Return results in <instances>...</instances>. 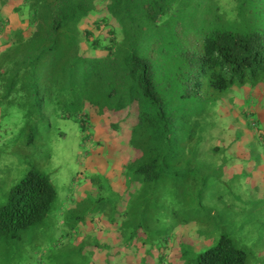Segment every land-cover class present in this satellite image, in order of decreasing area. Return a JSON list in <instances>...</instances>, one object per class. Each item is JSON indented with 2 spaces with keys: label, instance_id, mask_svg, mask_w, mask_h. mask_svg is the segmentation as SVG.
Masks as SVG:
<instances>
[{
  "label": "trees",
  "instance_id": "trees-1",
  "mask_svg": "<svg viewBox=\"0 0 264 264\" xmlns=\"http://www.w3.org/2000/svg\"><path fill=\"white\" fill-rule=\"evenodd\" d=\"M5 9L16 16L13 25L1 15ZM0 40V104L22 111L20 132L28 130V140L34 142L41 128L56 120L74 121L103 148L94 149L87 171L96 158H108L106 140L117 141L118 184L124 185H113L116 191L89 181L108 204L98 232L114 231L117 239L108 240L109 249L95 238L102 247L92 252L90 264H189V257L182 254L178 261L173 249L164 248L156 263L152 248L145 249L142 262H128L122 252L127 218L148 229L146 205L158 196L139 189L153 190L166 178L188 176L195 163L211 162L200 157L212 109L232 104L235 90L264 88V0H0ZM150 50L157 51V59ZM101 126L108 128L107 138L98 135ZM127 137L134 157L122 161L125 143L119 140ZM107 162L108 170L114 161ZM127 196L129 215L122 202ZM139 198L146 201L137 211L133 202ZM56 201L50 177L30 170L0 207V239L36 234L47 220L50 228L64 227L69 214L58 217ZM94 232L72 226L71 244ZM211 240L191 264H247V253L228 235L216 239L209 232L206 242ZM59 243L51 244L55 249ZM60 259L65 262L59 264H77L75 259L84 264L73 251Z\"/></svg>",
  "mask_w": 264,
  "mask_h": 264
},
{
  "label": "rangeland",
  "instance_id": "rangeland-1",
  "mask_svg": "<svg viewBox=\"0 0 264 264\" xmlns=\"http://www.w3.org/2000/svg\"><path fill=\"white\" fill-rule=\"evenodd\" d=\"M1 15L9 17L12 25L15 23L16 16L10 9L3 10ZM163 45L159 44L158 52ZM149 52L153 59H157V51ZM250 93L251 100L244 101ZM233 96V105L223 102L225 104L221 106L219 103L212 109L214 119H207L206 124L212 125L206 129L202 149L205 154L201 152L200 158L207 157L211 162L201 161L202 166L195 163L188 176H181L178 180L166 178L153 190L139 189V194L152 191L158 197L150 199L146 205L148 212L145 216L148 214L150 221L148 229L136 226L132 218H127L122 252L127 254L128 262H142L145 249L152 248L151 263H156L159 249L164 248L173 249L179 255L178 261L182 254L189 257L191 264L194 255L204 252L213 243L212 240L206 242L210 232L216 239L228 235L247 253V264H264V88L235 90ZM209 111L210 108L200 116L201 125ZM22 116L18 106L1 102L0 207L6 204L10 192L26 174L36 170L50 177L57 190L55 213L58 217L61 212L63 217L68 213V223L62 228L57 225L50 228L47 220L36 234L27 231L19 238L0 239V264H49V260L51 264H59L65 262L60 258L69 251H73L75 257L83 256L84 264H90L92 252H101L102 246L96 240L112 249L108 240L117 239L114 231L98 232L105 224L101 221V210L108 204L101 200L105 197L100 192L97 194V186L89 182L96 180L104 187L112 185L116 191L119 189L113 185H124L125 182L118 184L121 169L116 163L120 157L116 153L119 151L117 141L110 137L106 140L109 145L105 148L107 159L113 160L114 165L107 170V159L96 158L87 171L94 149L103 150L95 145L97 138L86 137L74 121L59 119L50 126H43L36 140L31 142L28 130L20 132ZM107 130L101 126L97 133L107 138ZM119 142L125 143L121 160H131L134 155L128 148L130 139L127 137ZM218 145L221 150L216 152L213 149ZM224 147L228 148L227 151ZM174 182H177L176 186ZM128 199L127 196L122 200L127 215L130 211ZM145 201L139 198L133 202V207L139 211ZM73 202L77 205L71 206ZM72 226L77 232H95L79 244H71L69 231ZM54 239L61 240L55 249L51 244ZM67 259L72 262L73 258ZM74 261L81 263L79 259Z\"/></svg>",
  "mask_w": 264,
  "mask_h": 264
},
{
  "label": "crops",
  "instance_id": "crops-1",
  "mask_svg": "<svg viewBox=\"0 0 264 264\" xmlns=\"http://www.w3.org/2000/svg\"><path fill=\"white\" fill-rule=\"evenodd\" d=\"M1 42H2V41L0 40V44H1Z\"/></svg>",
  "mask_w": 264,
  "mask_h": 264
}]
</instances>
